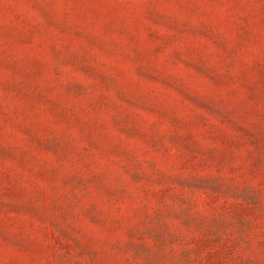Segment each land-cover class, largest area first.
Wrapping results in <instances>:
<instances>
[{"label": "rangeland", "instance_id": "obj_1", "mask_svg": "<svg viewBox=\"0 0 264 264\" xmlns=\"http://www.w3.org/2000/svg\"><path fill=\"white\" fill-rule=\"evenodd\" d=\"M0 264H264V0H0Z\"/></svg>", "mask_w": 264, "mask_h": 264}]
</instances>
